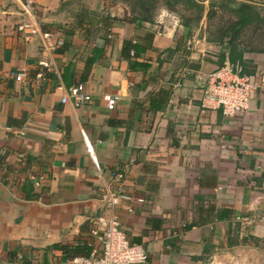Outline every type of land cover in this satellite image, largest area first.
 I'll return each instance as SVG.
<instances>
[{
  "label": "crops",
  "instance_id": "1",
  "mask_svg": "<svg viewBox=\"0 0 264 264\" xmlns=\"http://www.w3.org/2000/svg\"><path fill=\"white\" fill-rule=\"evenodd\" d=\"M196 1L204 12L186 28L167 7L142 20L124 0H34L40 28L62 40L49 52L17 29L22 0H0V264L88 254L106 186L132 196L116 212L146 250L136 264H264V50L211 39L220 0ZM227 61L255 79L234 116L203 104L197 78ZM79 82L91 101L62 102ZM105 95L119 96L113 109Z\"/></svg>",
  "mask_w": 264,
  "mask_h": 264
},
{
  "label": "built area",
  "instance_id": "2",
  "mask_svg": "<svg viewBox=\"0 0 264 264\" xmlns=\"http://www.w3.org/2000/svg\"><path fill=\"white\" fill-rule=\"evenodd\" d=\"M5 10L0 9V13ZM20 14L22 18L17 23V29L28 34H38L41 38L42 47L45 51H53L61 43L59 38L53 39V34L43 31L36 20L34 0H22ZM46 69L53 67V62L42 61ZM242 66L239 63L233 64L225 62L217 70L212 72L197 74L201 82L205 106L219 108L224 115L234 116L245 112L250 107L252 92L255 86V79L252 75L241 72ZM25 74L24 69L17 72H8V75L16 80H21ZM118 95H105L106 106L113 109ZM62 102H69L73 106H79L91 101V95L85 85L81 82L72 84L61 98ZM82 136L86 151L90 156L96 170L100 172L97 157L94 153L93 144L88 139L82 129ZM114 180L121 181L124 173L121 171L112 172ZM43 176L33 181L34 185H39ZM132 196L123 186H106L100 195L102 211L91 220L90 231L99 241L98 246H93L88 254H76L54 264H136L145 263L147 253L143 245L132 242L121 227L116 212L124 200L131 199ZM143 201V198H138ZM35 264V262L33 263Z\"/></svg>",
  "mask_w": 264,
  "mask_h": 264
},
{
  "label": "trees",
  "instance_id": "3",
  "mask_svg": "<svg viewBox=\"0 0 264 264\" xmlns=\"http://www.w3.org/2000/svg\"><path fill=\"white\" fill-rule=\"evenodd\" d=\"M124 1L127 2L128 0ZM132 2L139 8V11L134 13V15L142 20H151V0H133ZM164 4L170 9L174 8L176 5L185 6L187 9H194L196 14L193 17L187 16L183 20L186 28H190L192 23H196L204 12V5L196 0H164ZM215 4L230 11L234 15V19L231 20L224 29L210 36L213 40H222L225 37L227 43L232 44L234 41L241 38V33L244 28L249 26L255 29L264 27V7L256 6L255 4L245 1L220 0L217 3L208 5L207 16H211L212 7H214ZM250 49L255 50L257 48L250 46Z\"/></svg>",
  "mask_w": 264,
  "mask_h": 264
},
{
  "label": "rangeland",
  "instance_id": "4",
  "mask_svg": "<svg viewBox=\"0 0 264 264\" xmlns=\"http://www.w3.org/2000/svg\"><path fill=\"white\" fill-rule=\"evenodd\" d=\"M129 1V2H128ZM126 2L128 12L134 14L139 11L138 6L134 5L133 0H128ZM151 14L152 16H156L159 10L163 7H166L164 4V0H151ZM169 10H173L179 12L182 10L184 14L187 16L193 17L196 12L194 9H187L185 6L176 5L174 8ZM234 19V15L226 10L224 7L215 4L212 7L211 16H206L205 19V27L208 30V35L213 36L219 30L224 29L231 20ZM238 40H244L247 42L248 46L256 47L257 49H264V27L262 28H254L252 26L246 27L242 30L241 38Z\"/></svg>",
  "mask_w": 264,
  "mask_h": 264
}]
</instances>
